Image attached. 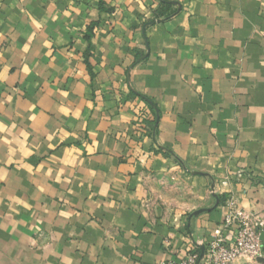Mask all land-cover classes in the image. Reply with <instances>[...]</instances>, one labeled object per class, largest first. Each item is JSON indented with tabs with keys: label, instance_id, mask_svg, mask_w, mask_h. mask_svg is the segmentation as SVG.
I'll list each match as a JSON object with an SVG mask.
<instances>
[{
	"label": "crops",
	"instance_id": "0c3cea01",
	"mask_svg": "<svg viewBox=\"0 0 264 264\" xmlns=\"http://www.w3.org/2000/svg\"><path fill=\"white\" fill-rule=\"evenodd\" d=\"M232 202L264 254V0H0V264H206Z\"/></svg>",
	"mask_w": 264,
	"mask_h": 264
},
{
	"label": "built area",
	"instance_id": "2783aa9c",
	"mask_svg": "<svg viewBox=\"0 0 264 264\" xmlns=\"http://www.w3.org/2000/svg\"><path fill=\"white\" fill-rule=\"evenodd\" d=\"M147 119V114L140 113ZM223 229L231 230L232 238L219 233L206 250V264H233L239 258L259 259L264 257L261 233L257 230L254 216L230 204V213L224 221ZM200 255L189 251L179 262H159L157 264H198Z\"/></svg>",
	"mask_w": 264,
	"mask_h": 264
},
{
	"label": "rangeland",
	"instance_id": "374dc122",
	"mask_svg": "<svg viewBox=\"0 0 264 264\" xmlns=\"http://www.w3.org/2000/svg\"><path fill=\"white\" fill-rule=\"evenodd\" d=\"M261 258H263V259L259 258L260 260L259 259L258 260L257 259H252V260H255V261L257 260L259 263L264 264V257H261Z\"/></svg>",
	"mask_w": 264,
	"mask_h": 264
},
{
	"label": "water",
	"instance_id": "95a60500",
	"mask_svg": "<svg viewBox=\"0 0 264 264\" xmlns=\"http://www.w3.org/2000/svg\"><path fill=\"white\" fill-rule=\"evenodd\" d=\"M260 259H263V258H260ZM260 259H259V260H260Z\"/></svg>",
	"mask_w": 264,
	"mask_h": 264
}]
</instances>
